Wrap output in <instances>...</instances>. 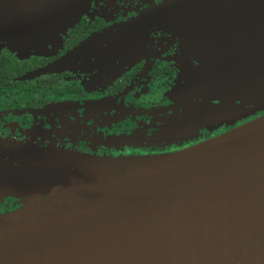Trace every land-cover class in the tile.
Wrapping results in <instances>:
<instances>
[{
	"label": "water",
	"instance_id": "obj_1",
	"mask_svg": "<svg viewBox=\"0 0 264 264\" xmlns=\"http://www.w3.org/2000/svg\"><path fill=\"white\" fill-rule=\"evenodd\" d=\"M85 4L0 0V51L46 54ZM164 9V22L204 61L182 76L192 114L209 111L195 118L243 120L250 107L264 109V78L249 83L264 70V0H167ZM129 24L70 58L103 45L128 51L137 37ZM215 91L223 105L212 114L206 98ZM25 194L21 207L0 214V264H264V115L162 156L96 157L0 140V200Z\"/></svg>",
	"mask_w": 264,
	"mask_h": 264
},
{
	"label": "flooded vegetation",
	"instance_id": "obj_2",
	"mask_svg": "<svg viewBox=\"0 0 264 264\" xmlns=\"http://www.w3.org/2000/svg\"><path fill=\"white\" fill-rule=\"evenodd\" d=\"M166 1L86 0L74 26L48 53L21 57L2 48L0 140L97 156H157L264 115L250 107L252 115L243 120L225 113L209 121L192 116L182 76L185 67L198 73L203 59L164 22ZM127 23L137 35L128 51L103 45L106 52L92 47L91 54L70 58L95 35ZM193 99L202 102V96ZM10 199H2L0 214L20 207Z\"/></svg>",
	"mask_w": 264,
	"mask_h": 264
},
{
	"label": "rangeland",
	"instance_id": "obj_3",
	"mask_svg": "<svg viewBox=\"0 0 264 264\" xmlns=\"http://www.w3.org/2000/svg\"><path fill=\"white\" fill-rule=\"evenodd\" d=\"M188 51L190 52V49L189 48H188ZM45 52L48 53L47 51H45ZM185 57L187 59V56H185ZM188 70H190V68L189 67H185L184 71H188ZM254 75H255L254 78H252L249 83L256 82V81H259V80L263 79L264 78V70H262V71L259 70L258 72H255ZM222 88L223 89H228V86H225V87H222ZM236 88H237V86H236ZM238 98L239 97H237L236 100H239ZM259 98L264 99V93L259 94ZM206 101H208V107H209V109L211 111L210 113H212V114L218 113L219 109L223 105L222 96L220 95L219 92H216V91L215 92H212V93H209V95L206 98ZM214 102H216V103H214ZM234 106L237 107V105H234ZM261 111H264V109H262ZM199 114H200V112H194L192 114V116L195 117V115L198 116ZM208 114H209V111H207V109H204L201 112L200 116H205V115H208ZM76 153H78V152H76ZM80 154H82V153H80ZM82 155H89V154H82ZM166 155H168V154H166ZM90 156L110 157V156H97V155H90ZM157 156H162V155H157ZM141 157H146V156H141ZM147 157H149V156H147ZM114 158H118V157H114ZM5 198H11L10 200H12V199L13 200H16V204H18L21 207L23 205V203L26 202L30 198V195L25 194V195L20 196V198L13 197V196H8V197H5ZM2 202H3V200L0 203H2Z\"/></svg>",
	"mask_w": 264,
	"mask_h": 264
}]
</instances>
